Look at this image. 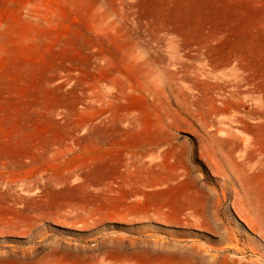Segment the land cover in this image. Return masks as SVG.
Returning a JSON list of instances; mask_svg holds the SVG:
<instances>
[{
  "label": "rangeland",
  "instance_id": "374dc122",
  "mask_svg": "<svg viewBox=\"0 0 264 264\" xmlns=\"http://www.w3.org/2000/svg\"><path fill=\"white\" fill-rule=\"evenodd\" d=\"M259 97L264 0H0V264H264Z\"/></svg>",
  "mask_w": 264,
  "mask_h": 264
},
{
  "label": "bare ground",
  "instance_id": "6f19581e",
  "mask_svg": "<svg viewBox=\"0 0 264 264\" xmlns=\"http://www.w3.org/2000/svg\"><path fill=\"white\" fill-rule=\"evenodd\" d=\"M224 99H225V97H224ZM248 99H250L249 96H248ZM225 102H226V100L223 102V107L221 108V112H220L222 114V116H224V117H225V115H228V108L226 107L227 102L226 103ZM253 102L255 103L254 105L257 106V108H255L256 110H254L253 114L255 113V115L258 116L259 119L264 120V99H263V97H259L257 99L255 98V100H253ZM241 105H242V103L239 102V103H237L236 107L240 109ZM245 105H247V104H245ZM254 105H253V107H254ZM247 106H249V105H247ZM233 116H235V115H233ZM219 124H220V126H222L224 124V121H221ZM236 125H237V123L235 122V120L230 119V124L225 131L226 136L222 137L219 140H213L214 142H216V144H217L216 147L220 151V154H217L214 144L211 145L210 151L219 157L218 161L221 163L231 162V164L236 163V166H238L237 163H238V159H239L241 161L240 165L243 167H246V164H248L246 162L248 160L251 161L252 159H255V156L258 152L262 153L264 151V138L256 139L254 137L255 129L250 128L248 126L246 127V131H245L246 133H244V134L251 133L252 137L249 138V137L242 136V135L238 134L237 131L234 130V127ZM262 127L264 129V123H263ZM222 136H224V135H222ZM235 154L238 155L237 162H235V160H234ZM208 163H209V161H208ZM243 171L245 173H243L241 176L242 177L241 180L243 181L241 193L243 194L244 198H249V196H251V195H253L255 197V199H256V206H255L256 211L258 214L261 215L262 220L264 222V191L259 190L258 187L255 186V184L252 182L251 176L247 174L245 169ZM224 176L227 177V174L225 173ZM195 189L199 193L207 191L206 190L207 187L200 185L199 183L195 186ZM210 194H209V196H210ZM223 195L226 196V194H223ZM213 196H215V195H213ZM249 200H251V199H249ZM263 225H264V223H263ZM258 228L260 230H264V226L263 227L258 226ZM226 233H228V232H226Z\"/></svg>",
  "mask_w": 264,
  "mask_h": 264
}]
</instances>
